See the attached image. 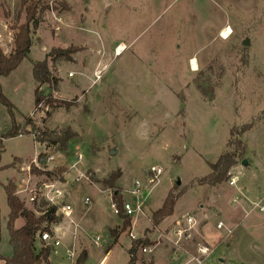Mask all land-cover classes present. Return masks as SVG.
Listing matches in <instances>:
<instances>
[{"label": "rangeland", "instance_id": "rangeland-1", "mask_svg": "<svg viewBox=\"0 0 264 264\" xmlns=\"http://www.w3.org/2000/svg\"><path fill=\"white\" fill-rule=\"evenodd\" d=\"M22 1L0 0V46L7 55L14 48L13 27L25 22ZM62 1L69 11H60L56 4L61 1L51 0L58 10L44 11L33 28L29 59L0 79L16 108V126L32 131L4 142L1 256L13 255L5 186L15 187L39 217L42 212L29 199L43 182L56 180L68 192L67 204L81 227L78 248L88 253L85 264H128L135 241L131 233L141 242L135 264H219L218 257L224 264H264V214L254 209L264 199V0ZM121 46L124 50L116 55ZM71 47L78 49L72 61L51 56ZM44 60L55 81L43 92L71 103L69 108L36 110L32 63ZM11 127V115L0 104V135ZM67 128L78 134L67 150L34 140V130L59 133ZM242 147L227 182L201 184L211 173L209 163ZM77 153L88 180L75 182L77 173L70 167ZM46 156L54 160L45 164ZM33 166L48 172L64 169L62 179L34 174ZM154 166L164 170L160 182L134 229L130 220L115 243L113 232L120 233L123 225L114 214V194L121 189L125 202L134 205L128 191L136 180L148 185ZM120 172L114 191L105 182ZM170 191L180 196L174 214L155 225L153 213ZM147 193L144 189V197ZM189 218L194 226L186 223ZM23 225L20 218L16 227ZM178 229L184 231L181 237L175 234ZM96 238L101 239L98 248ZM217 243L223 247L214 251ZM36 246L40 250L38 239Z\"/></svg>", "mask_w": 264, "mask_h": 264}, {"label": "trees", "instance_id": "trees-1", "mask_svg": "<svg viewBox=\"0 0 264 264\" xmlns=\"http://www.w3.org/2000/svg\"><path fill=\"white\" fill-rule=\"evenodd\" d=\"M50 1L46 0H23L21 4V11L25 13V22L23 24L15 25L13 28L16 29V35L14 39V48L11 54L7 55L2 50L0 46V79L2 77L9 76L13 71H15L20 64L29 59L31 49L34 45L32 33L33 28H37L42 22L41 15L46 10H58L60 11H69L70 7L61 2L57 3V8L50 6ZM78 51L77 48H69L66 50L56 49L52 52L51 56H54L56 59H63L66 61H72V55ZM33 62V61H32ZM33 77L37 83L35 89V107L36 110H39L42 106L46 108H60L66 107L69 108L71 103H68L64 100L54 98L52 94L46 95L42 88L45 85H50L53 83L54 78L50 70L48 60L43 62H33ZM0 104L5 106L8 109V112L12 118V127L4 136L0 135V165L2 155L5 152V140L21 137L23 134L25 136H30L32 131H21L19 126H16L14 121L15 118V107L11 101L5 96L3 92V87L0 81ZM26 123L28 126H31L34 129L33 122L30 117H26ZM35 132L34 140L37 143L44 144L48 143L51 145H59L61 150H67L69 144L73 141H76L78 134L74 133L72 129L67 128L62 132H51L48 130L42 131H33ZM233 144V143H232ZM241 142L239 146H241ZM242 151L238 149L234 152H228L222 155L216 163H209L211 173L204 177L200 182L203 185H209L215 187L219 184L227 182L230 179L231 169L237 164V159L245 151V148L242 147ZM44 156H40L42 160ZM14 165V164H13ZM12 167V164H11ZM4 168V167H3ZM1 169V166H0ZM3 170V169H2ZM32 172L37 175H43L49 178L59 177L62 179V174L64 169H56L52 171H40L34 166L31 168ZM121 177V172L115 174L111 177L109 181H106V185H110L114 191L118 188L115 186V183ZM7 194V202L10 208V213L8 216V231L10 235V245L13 249V255L10 258H5L0 254V260L4 264H48L49 258L51 255L50 247H41L40 250L37 249V237L40 233L50 232V227L53 223H56L58 219L55 216L56 208L53 207L48 209L46 214L37 217L32 211H30L25 203L17 196L15 187L11 185L5 186ZM180 196H174L170 191L166 199L164 200L160 209L153 213V222L155 225L160 224L167 218L171 217L174 214L175 205L178 202ZM113 206L119 210V217L122 219V231L118 234L113 232L115 243L118 242L120 236L126 232L130 226L131 218L124 214V204L125 200L122 194V190L119 189V194H114ZM43 207V206H42ZM24 219V225L20 228L16 227V222L20 219ZM1 219H0V244H1ZM141 242L135 240L132 244L130 252V261L128 264L136 263V249ZM88 259V253L83 251L78 260V264H85Z\"/></svg>", "mask_w": 264, "mask_h": 264}, {"label": "built area", "instance_id": "built-area-1", "mask_svg": "<svg viewBox=\"0 0 264 264\" xmlns=\"http://www.w3.org/2000/svg\"><path fill=\"white\" fill-rule=\"evenodd\" d=\"M116 55H119L118 50H116ZM76 161L71 165L70 169L76 171L77 176L75 182L81 181L83 179L88 180L87 174L83 173L80 170V163L83 160V156L81 153H77L75 155ZM53 156H46L44 163L48 164L53 161ZM40 161V160H39ZM41 162V161H40ZM36 167L40 168V164L37 160L33 162ZM164 174V170L161 167H152L149 171L148 177V185L143 186V184L136 180L133 184V188L128 191V193L134 198L135 204H130L125 202L124 204V214L131 218V224L134 229L136 226V220L140 214H143V210L145 204L147 203V198L151 194V190L154 186H156L160 182L161 176ZM232 184L235 185L236 178L233 177ZM62 183L60 181H46L43 182L38 188V192H33L29 199L32 205H35L42 214H46L48 209L53 207L56 208L55 216L58 219L59 216L63 217V221H57L53 223L50 227V232L40 233L37 237L40 242V247H50L51 255L49 258L50 264H78V260L81 256V252H79V235L81 231V227L77 220L74 218V208L72 205L67 204L68 192L65 188L62 187ZM149 186H152L149 189ZM144 189H147V196L144 197ZM37 191V190H36ZM91 200L87 198L85 200L86 205H90ZM43 206V207H42ZM114 214L119 216V210L114 207ZM254 209H258L260 213L264 214V199L256 202L254 204ZM66 222L72 228L70 232L72 240L68 245L64 244V235L65 229L60 227V224ZM186 223L190 226L195 225V220L193 218H189L186 220ZM224 226L223 223H219L217 225L218 229H222ZM183 229H178L175 234L179 237L183 235ZM231 233V231H229ZM132 239L136 240L137 238L131 233ZM94 244L96 247L101 246V239H94ZM144 253L151 252L150 249L144 248ZM52 257L54 259L52 260Z\"/></svg>", "mask_w": 264, "mask_h": 264}, {"label": "crops", "instance_id": "crops-1", "mask_svg": "<svg viewBox=\"0 0 264 264\" xmlns=\"http://www.w3.org/2000/svg\"><path fill=\"white\" fill-rule=\"evenodd\" d=\"M12 52V51H11ZM196 60V62H197V65L199 66V64H198V61H197V59L195 58V57H192L191 59H190V63L193 61V60ZM199 68V67H198ZM191 69L194 71V69H193V67H192V64H191ZM195 72V71H194ZM75 218V217H74ZM83 217L82 216H80V217H78L77 216V219H82ZM78 222V221H77ZM64 222L63 223H61L60 224V227H62V228H64L65 230V235H64V244L65 245H68V244H70L71 243V240H72V237H71V234H70V232L72 231V228L69 226V227H65L64 225ZM82 229H83V227H82ZM84 229H86V227L84 228ZM80 234H81V232H80ZM83 235L86 237V236H88V233H87V231L86 230H83ZM79 238H80V235H79ZM81 238H83V236H81ZM68 239H70V240H68ZM93 241H94V239H93ZM119 241V240H118ZM95 245V244H94ZM131 247H132V244H131V246L129 247L130 249H131ZM221 247H223V245L222 244H219V243H217L216 244V248H215V250L214 251H217L219 248H221ZM98 248V247H97ZM129 249V250H130ZM54 259V257H52V260ZM217 260L219 261V264H224V261H223V258H221V257H218L217 258ZM48 264H50V263H48Z\"/></svg>", "mask_w": 264, "mask_h": 264}, {"label": "bare ground", "instance_id": "bare-ground-1", "mask_svg": "<svg viewBox=\"0 0 264 264\" xmlns=\"http://www.w3.org/2000/svg\"><path fill=\"white\" fill-rule=\"evenodd\" d=\"M229 34H230V32L229 33L224 32V35H226V36H228ZM123 50H124V47L123 46L119 47L118 48V53L120 54ZM192 64H193L194 68H196V66H197L196 65V62L194 61Z\"/></svg>", "mask_w": 264, "mask_h": 264}, {"label": "water", "instance_id": "water-1", "mask_svg": "<svg viewBox=\"0 0 264 264\" xmlns=\"http://www.w3.org/2000/svg\"><path fill=\"white\" fill-rule=\"evenodd\" d=\"M243 165H244V166H247V165H248V164H247V161L244 160V161H243ZM179 184H180V183H178V185H179Z\"/></svg>", "mask_w": 264, "mask_h": 264}]
</instances>
